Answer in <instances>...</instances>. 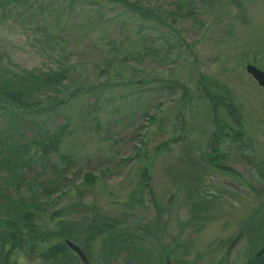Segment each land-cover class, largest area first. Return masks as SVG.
Returning a JSON list of instances; mask_svg holds the SVG:
<instances>
[{"label":"rangeland","instance_id":"rangeland-1","mask_svg":"<svg viewBox=\"0 0 264 264\" xmlns=\"http://www.w3.org/2000/svg\"><path fill=\"white\" fill-rule=\"evenodd\" d=\"M247 65L264 0H0V264H81L50 256L63 239L90 264H244L264 245Z\"/></svg>","mask_w":264,"mask_h":264},{"label":"trees","instance_id":"trees-1","mask_svg":"<svg viewBox=\"0 0 264 264\" xmlns=\"http://www.w3.org/2000/svg\"><path fill=\"white\" fill-rule=\"evenodd\" d=\"M61 77H63V74L62 73H60V72H58V73H56V74H51V75H45V78H42L43 80H41V83H39L38 84V86H41V85H47V84H49V82H50V80L49 79H56V80H60V79H62ZM36 78V77H35ZM8 97H10V95L8 94L7 95ZM11 100V99H10ZM225 108H227V106L225 107ZM44 151H46V148H44ZM12 167H13V165L9 162V161H7V160H5V159H2V160H0V170H2V168L3 169H7L8 171H14V168L15 167H13V169H12ZM145 171V170H144ZM11 221V220H10ZM29 216H27V215H25V214H22L20 217H17V218H15V219H13V221H11L10 223H11V225H15V226H17V228L19 227V224L20 223H22V225L24 226V227H28V230H29V232L30 231H32V230H30L29 228H31V226H29ZM27 230V229H26ZM5 231V230H4ZM8 232V231H7ZM8 234V235H7ZM6 234V232H4V234H2V237L4 238L5 237V239L7 238V237H9L10 239H12V241H13V235H12V233L11 232H8ZM14 239H16V237L14 236ZM16 241V240H15ZM57 247V252H51L50 253V256L51 257H54V255L55 254H58V252L59 253H61L62 251H64L65 250V246H63V245H61V246H56ZM125 248H128V246H125ZM64 249V250H63ZM255 253H256V251L253 253V255L248 259V260H246L245 261V263L244 264H264V252L262 253V254H260V255H258V256H255ZM46 256H49V253L46 255ZM55 259V258H54ZM53 259V260H54Z\"/></svg>","mask_w":264,"mask_h":264},{"label":"water","instance_id":"water-1","mask_svg":"<svg viewBox=\"0 0 264 264\" xmlns=\"http://www.w3.org/2000/svg\"><path fill=\"white\" fill-rule=\"evenodd\" d=\"M245 72L248 73L256 81L257 85L261 87L264 92V73L251 65H247L245 67ZM63 243L67 249H69L77 256V258L82 264H87L84 254L76 245L66 239L63 240ZM263 252L264 248L261 249L256 255H259Z\"/></svg>","mask_w":264,"mask_h":264},{"label":"flooded vegetation","instance_id":"flooded-vegetation-1","mask_svg":"<svg viewBox=\"0 0 264 264\" xmlns=\"http://www.w3.org/2000/svg\"><path fill=\"white\" fill-rule=\"evenodd\" d=\"M233 243V242H232ZM263 247H264V245H263ZM88 261H89V259H88ZM89 264H90V262H88ZM168 264H169V261H168Z\"/></svg>","mask_w":264,"mask_h":264}]
</instances>
